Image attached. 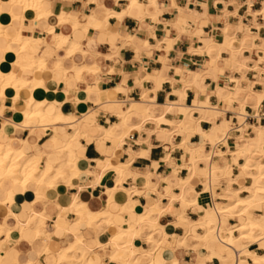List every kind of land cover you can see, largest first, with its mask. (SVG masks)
Listing matches in <instances>:
<instances>
[{
  "label": "crops",
  "instance_id": "1",
  "mask_svg": "<svg viewBox=\"0 0 264 264\" xmlns=\"http://www.w3.org/2000/svg\"><path fill=\"white\" fill-rule=\"evenodd\" d=\"M44 1L56 13H62L68 21L60 24L56 13L48 19L36 20L34 11L27 9L21 26L24 29V37L31 39L32 49L23 52L20 59L26 64L29 54L42 56L49 49L45 56L47 68L42 76L50 87L49 90L56 92L45 107L51 112L60 110L68 116L75 115L76 120L58 125L57 130L31 128L25 125L22 115L28 106L30 92L22 90L19 100L15 103L13 98L16 96V89L8 88L5 98L0 91V142L10 144L14 149L22 148L26 157H40L41 166H44L46 161L59 165L62 159L57 148L49 142L50 138L55 136L69 141L74 135L73 145H81L75 148L81 174L73 179L71 184L60 182L54 189L39 187L41 200H35L32 184L26 193H20V189L15 188L18 195L12 209L20 218H25L26 213L32 209L43 212L45 216H51L46 224L39 227L47 236L48 242L35 237V228L25 231L23 235L14 232L7 237L3 234L0 236V254L4 255L2 263L24 264L31 260L37 264H87L88 261L94 264H122L111 261L106 254L111 247L101 246L99 236L101 240L107 241L122 228L128 220L126 212L139 213L143 205L155 206L159 201L157 192L169 194L171 186L174 193L179 192L176 187L177 178H186L189 174L185 164L190 159L191 147L202 145L203 150L212 156V166L224 167L232 159L233 152L243 145L239 139L241 131L237 129L230 131L228 136L217 133V136L207 141L198 128L209 130L212 124L206 118L213 117L218 123L227 120L231 126L232 120L234 126H241V120L245 117L238 118L237 103H220L217 87L236 89L238 84L248 86L251 80H261L264 76L253 70L242 75L236 67L234 68V58L228 51H223L215 64H212V57L206 53L200 36H221L224 19L219 17H222L226 10L231 14V23L237 24L243 19L240 32L244 33L247 25L251 28V33L262 36L264 17L250 11L248 0H184L183 3L179 0H135V4L133 0ZM8 2L9 0H2L0 15L9 12ZM260 3L258 0L256 7H252L253 10H259ZM13 10L18 12L17 8ZM91 17H95L97 25L90 24ZM76 23L80 25L75 26ZM51 29L76 41L79 45L75 53L70 55L67 49L55 48L51 44L55 40V36L50 33ZM199 29H202L201 35L198 34ZM36 37L42 38L39 43L33 40ZM167 39L174 40L172 45L168 44ZM245 55H251L254 60L260 57L257 53L245 52ZM250 64L253 65L254 62H249ZM18 68L15 66V70L19 72ZM210 69L218 72L216 82L207 76L202 81L206 89L198 90L195 86H187L185 96L180 97L177 92L183 90L182 82L192 83L193 76L190 72L205 74L206 70ZM79 72H82L80 77ZM21 73L26 79L31 78L33 74L30 70ZM65 78L66 82L60 83ZM118 87L124 91H117ZM254 88L261 90L262 85L256 83ZM102 93L106 98L102 97ZM207 97L210 105L217 109L207 110L199 127L194 120L181 121L180 114L175 109L165 114L161 110V105L167 104L174 107H194L196 101ZM133 103H137L136 108L132 106ZM262 105L264 106V101ZM146 107L153 109L152 116L141 122L139 115ZM250 108L251 106L247 105V112H250ZM193 115L195 119L201 116L198 111ZM122 119L134 127L122 142L116 136L104 138L99 133L98 126L109 128ZM77 125L81 126L80 130L74 127ZM260 125H249L246 133L253 137L256 133L255 126ZM108 160L112 166L123 168L124 179L120 186L123 189H116L120 176L115 170L106 171L101 181L93 185L94 177L91 173L101 171V164ZM239 162L242 164L245 159L240 157ZM199 170L200 176L192 181L197 191L203 189L205 180L206 166L203 162L199 163ZM239 175L240 170L234 167L233 178ZM249 182L251 184L248 178H240L238 183L232 186L236 188L240 185H250ZM228 187L229 182L219 178L212 185V192L222 193ZM10 188H13L11 183H3L0 199L7 196ZM29 195L31 199L28 198ZM209 196L210 194L200 195L199 202L204 203ZM241 196H247V193H241ZM79 200L87 203L92 212L108 211L112 215L104 216V220L101 218L99 222L88 225L79 221L74 209L62 210L64 207L73 208V204ZM168 202L166 195L162 199V205ZM219 202L222 205L226 203L222 200ZM172 205V212L165 213L160 219L163 227L161 230L168 234L165 244L169 255L168 250H171L173 245L171 235H184L189 220L199 219L198 211L189 203L174 201ZM178 208L181 210L177 213L175 209ZM257 210L256 213L261 215V210ZM59 218L65 219L64 226L57 225ZM129 218L134 220L136 216L130 214ZM0 222L6 229L16 231L19 220L10 214L7 206L0 204ZM228 223L236 226L238 221L228 217ZM221 225L225 227L223 223ZM195 231L204 233L199 226ZM233 234L238 236L237 232ZM78 236L84 237L83 241L90 250L87 257L77 255L61 261L57 253L75 243ZM160 237L159 232L156 238ZM143 240L136 241L137 248L149 247ZM190 242L194 243L191 240ZM261 243L247 247L244 242L241 249L234 247L233 252L247 248L256 254L262 249L264 253ZM216 251L220 255L228 254L221 243L216 244ZM176 256L179 259L178 264H227V259H213L203 248H178ZM247 259L251 261L252 256L247 255ZM141 264H146V260Z\"/></svg>",
  "mask_w": 264,
  "mask_h": 264
},
{
  "label": "bare ground",
  "instance_id": "2",
  "mask_svg": "<svg viewBox=\"0 0 264 264\" xmlns=\"http://www.w3.org/2000/svg\"><path fill=\"white\" fill-rule=\"evenodd\" d=\"M260 1L261 8L257 11L252 8L254 3L253 0H248V4L251 12L258 13V15L261 14V16L263 15L264 17V0ZM8 4L10 5L8 9L9 12L0 15V91L2 92L3 98H5L6 89H16L17 93L13 98L15 103L19 100V93L22 90L29 91L28 106L22 112L25 125L31 126V128L41 127L46 130H57L58 125L73 122L76 120V116H68L60 110L51 112L45 107L46 103L56 92L49 90L50 87L44 80V76H42L43 71L47 68L45 56L49 53V49H47L42 56L35 53L29 54L26 64H23L20 59L23 52L32 49L30 46L31 39L24 37L22 34L24 29L21 24L24 21V12L27 9L34 11L36 20L48 19L49 16L56 12L51 9L44 0H9ZM28 4L35 6L27 7L26 5ZM14 8L18 9L17 13L14 12ZM1 11L2 0H0V12ZM56 14L59 17L60 24H64L68 21V19L62 16V13L57 12ZM230 15V12L226 10L225 14L219 17V19H224V26L221 28V36L204 37L201 35L202 29L198 30V34L201 35L200 38L204 42V48L207 51L205 52L211 55L212 64H215L221 53L223 51H228L231 57L234 58V68L236 67L242 75H245L249 70H253L264 76V35L261 36L251 33V28L247 25L244 29V33L240 32L239 28L242 25L243 19H241L239 23L234 24L229 21ZM90 24L97 25L95 17H91ZM79 25V23L75 24V26ZM50 33L55 36L54 42L51 43L55 48L59 50L67 49V53L70 55L75 53L78 49L79 44L72 40L70 36L62 33H55L53 29L50 30ZM41 39L40 37L33 38L37 43H39ZM173 41L172 39H167L169 45H172ZM256 41H259V43ZM213 52L214 55H212ZM245 52H249L250 54L257 53L260 54V57L258 60H254L251 55L246 56ZM249 62H254V64L249 65ZM15 66L19 67V72L15 70ZM28 70L32 71L33 74L31 78L26 79L21 72ZM81 73L82 72L78 73V77H80ZM190 74L193 76L192 83L182 82L183 90L177 92L181 98L185 96L187 86H195L198 90L206 89L202 81L207 76L212 77L214 82L218 80V72L216 70H206L205 74L195 72H190ZM66 80L67 78L60 83H65ZM256 83L262 85L261 90H256L254 88ZM117 91L124 90L118 87ZM102 97L106 98V95L102 93ZM217 98L218 101L224 103V105L232 102L237 103L239 109L237 113L238 118L241 119L245 117V119L241 120V126L236 128L241 131L239 139L243 145L237 146L238 148L233 152L232 159L228 161L224 167L212 166V156L203 150L202 145L191 147L190 159L185 164L189 169V174L186 178H177L176 187H178L179 192L174 193V188L172 186L170 187L169 194L157 192L159 201L155 206L146 207L143 205L139 213L126 212L128 220L122 228H119L107 241L101 240V236H99V243L101 246L108 245L111 247V250L106 254L110 257L112 262L141 264L143 260H146V264H173L174 261L178 264L179 259L176 256V250L178 248L193 250L203 248L211 254L213 259L217 257L227 259V254L220 255L216 251V243L219 242L224 244L226 252L228 253L229 250H233L234 243H239L242 240H246L247 247L250 244L264 242V232H262L260 228H253L250 226L252 224L264 225V219H262L264 218V203H262V201H264V192L258 191V189L264 187V179H261V177H264V125H260L264 123H251L246 120L249 114L246 110L247 105L251 106L254 113H257L258 109L262 106V102L264 101V78L255 81L251 80L248 86H241L238 84L236 89L217 87ZM132 106L136 108L137 103H133ZM161 108L163 114L175 109L180 114L179 119L181 121L184 122L186 119L194 120L198 127L201 119L205 118L203 114L207 110L215 111V109H217L210 105L208 97L204 100L196 101L194 107H174L172 104H167L165 106L161 105ZM152 110L151 107H146V110L140 113L139 117L142 119L141 122H143L145 118L152 116ZM195 111L201 114L199 119H195L193 115ZM206 119H209V122L212 124L210 129L202 130L199 127L198 131L206 136L207 141L212 140L213 137L217 136V133H229L235 128L231 127L230 122L227 120L218 123L215 117ZM248 124L250 126L260 125L255 126L256 133L253 137L246 133ZM74 127L78 130L81 128L79 125ZM133 129L134 127L129 126L124 119L119 123L112 124L109 128L98 126V131L104 138L116 136L119 138L120 142H122L124 137L126 135L128 136ZM74 140V135L71 136L69 141H63L55 136L50 138L49 142L53 147L57 148L62 160L59 165H53L49 161H46L44 166H41L40 157L36 155L26 157L22 148L14 149L10 144H3L0 142V188L3 187L4 182H9L13 186V188L8 189L7 196L4 199H0V204L7 206L10 214L16 216L19 220L16 231L6 229L0 222V236L4 234L9 237L14 232L23 235L25 231L35 228V237L44 239L45 242H48L47 236L39 227L46 224L47 221L51 219V216H45L43 212L32 209L26 213L25 218H20L19 214L12 209V205L15 203L18 195V193L15 192V188H19L21 191L20 193H26L29 185L32 184L34 187V194L36 195L35 200H41L42 197L39 187L47 186L50 189H54L60 182L71 184L73 179L78 178L81 174V169L78 166L79 159L75 153V148L81 145H73ZM240 157L245 159V162L242 164L239 162ZM201 162L206 166V173L204 174L205 180L203 182V189L197 191L192 185V181L194 178L200 176L199 163ZM234 167L240 170V175L237 177L234 176L235 178H233ZM101 168V171L99 170L98 172L94 171L91 173L94 177L92 182L93 185L101 181L106 171L115 170L120 176L116 189H123V187H120L124 179L123 168L112 166L109 160L103 162ZM217 178L226 179L229 182V187L222 193L214 194L212 192V181ZM240 178H248L251 184L240 185L239 187L233 188L232 185L237 184ZM80 189H83V187H80ZM208 192L210 194L209 199L204 203H200L199 196L208 194ZM241 193H247V196H241ZM128 194H130V192H128ZM166 195L169 198V202L168 204L162 205V199ZM215 197H217V199H215ZM219 200L225 201L226 203L222 205ZM174 201L180 202L181 204L189 203V205L198 211L199 219L189 220L184 235H171V238H173V245H171V250H168L170 253L169 255L168 252H166L167 244H165L168 240V234L163 233V230H161L163 227L161 226L160 219L165 213L172 212L171 206H173L172 203ZM241 201H245V203ZM248 201H251L254 206L249 207ZM135 204L138 206L137 202H135ZM69 209H74L79 221L85 222L88 225L99 222L104 216L112 215L108 211L92 212L88 208L87 203L82 200L74 203L73 208H62L63 211ZM254 209H260L263 214L258 215L255 213L256 210ZM180 210V208L175 209V212L178 213ZM130 214L135 215L136 218L131 220L129 218ZM228 217L235 218L238 224L236 226L229 225ZM64 223L65 219L59 218L57 225L64 226ZM221 223H223L225 227H223ZM197 226L204 232L203 234L195 231ZM159 232L161 233V237L156 238V234ZM234 232H237L238 236H233ZM83 238L78 236L75 243L59 251V253H57L58 258L61 261L68 260L77 255L86 258L90 250L87 244L84 243ZM138 239H144L149 244V247L137 248L136 241ZM190 240L194 241V243H191ZM230 240L234 241V243H229ZM243 253L244 254H242V252L236 253L237 261L235 264H241V262H244V264H257V262L264 264V253L256 254L250 252L247 248ZM249 254L252 256L251 261H248L247 257H245ZM3 256L0 254V264H3ZM113 257H116V259H113ZM168 259L171 260L168 261ZM32 264L37 263L32 261Z\"/></svg>",
  "mask_w": 264,
  "mask_h": 264
},
{
  "label": "rangeland",
  "instance_id": "3",
  "mask_svg": "<svg viewBox=\"0 0 264 264\" xmlns=\"http://www.w3.org/2000/svg\"><path fill=\"white\" fill-rule=\"evenodd\" d=\"M264 107V106H263ZM239 126V125H238ZM238 126H234V123H232V120H231V127H235L233 130H235ZM249 127V124L247 125V127H246V130H247V128ZM232 131V130H231ZM226 134H228V133H223V135H226ZM228 135H230V132H229V134ZM213 145V144H212ZM214 146V145H213ZM212 153V152H211ZM216 166H218V165H216ZM219 178H217V180H218ZM245 179H247V178H245ZM222 182V181H221ZM214 183H216V179L215 180H213L212 181V185L214 184ZM249 184H250V182H249ZM208 194H209V192H208ZM254 210H257V209H254ZM257 211H259V210H257ZM255 213H256V211H255ZM257 213H259V212H257ZM260 213H261V211H260ZM263 214V213H262ZM233 236H234V234H233ZM244 242H246V240H242V241H240L239 243H234L233 244V247H235L236 249H241V246L243 245V243ZM219 243V242H218ZM218 243H216V244H218ZM247 243V242H246ZM223 245V249H224V251H226V247H225V245L224 244H222ZM245 250V249H244ZM244 250L242 249L240 252H242V254H244L243 252H244ZM261 253H263V250L261 249L259 252H258V254H261ZM208 257V256H207ZM245 257H247V255L245 256ZM249 258V257H248ZM248 260V259H247ZM236 261H237V258H236V253H234L233 252V250H229L228 251V254H227V260H226V263H228V264H235L236 263ZM215 262H217V261H215ZM218 264H219V262H217ZM77 264V263H76Z\"/></svg>",
  "mask_w": 264,
  "mask_h": 264
},
{
  "label": "built area",
  "instance_id": "4",
  "mask_svg": "<svg viewBox=\"0 0 264 264\" xmlns=\"http://www.w3.org/2000/svg\"><path fill=\"white\" fill-rule=\"evenodd\" d=\"M258 4V0H256L252 7H256V5ZM246 5L248 6V4L246 3ZM261 5V4H260ZM246 120H248L251 123H264V107L263 105L258 109L257 113L253 112V109L250 108V112L246 117Z\"/></svg>",
  "mask_w": 264,
  "mask_h": 264
},
{
  "label": "clouds",
  "instance_id": "5",
  "mask_svg": "<svg viewBox=\"0 0 264 264\" xmlns=\"http://www.w3.org/2000/svg\"><path fill=\"white\" fill-rule=\"evenodd\" d=\"M153 2H155V0H153ZM133 4H135V0H133ZM26 6H27V7H34L35 5L28 4V5H26ZM262 178H264V177H261V179H262ZM258 191H260V192H264V188H260V189H258ZM242 203H245V202H242ZM247 203H248L249 207H253V206H254V205L252 204L251 201H248ZM262 203H264V201H262ZM262 219H264V218H262ZM250 226L253 227V228H260L261 231L264 232V225H260V224H252V225H250ZM229 243H234V241H231V240H230ZM260 246H261L262 248H264V242H262V243L260 244ZM113 259H116V257H113ZM13 264H15V262H13ZM26 264H32V261H31V260H28V261H26ZM87 264H94V262H92V261H88ZM173 264H176V262L174 261ZM241 264H244V262H241ZM257 264H261V262H257Z\"/></svg>",
  "mask_w": 264,
  "mask_h": 264
},
{
  "label": "snow or ice",
  "instance_id": "6",
  "mask_svg": "<svg viewBox=\"0 0 264 264\" xmlns=\"http://www.w3.org/2000/svg\"><path fill=\"white\" fill-rule=\"evenodd\" d=\"M179 2L180 3H183L184 2V0H179ZM262 179H264V178H262ZM262 188H264V187H262ZM29 199H31V195H29V197H28ZM241 202H245V201H241Z\"/></svg>",
  "mask_w": 264,
  "mask_h": 264
}]
</instances>
